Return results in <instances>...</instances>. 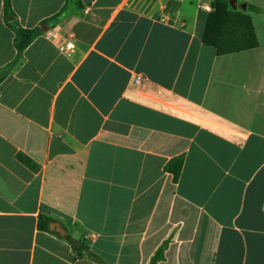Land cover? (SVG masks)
<instances>
[{
  "label": "crops",
  "instance_id": "0c3cea01",
  "mask_svg": "<svg viewBox=\"0 0 264 264\" xmlns=\"http://www.w3.org/2000/svg\"><path fill=\"white\" fill-rule=\"evenodd\" d=\"M80 1L0 82V264H98L40 216L108 264L161 246L157 264H264V13L248 5L264 7L228 0L257 47L217 55L201 41L212 0ZM64 2L10 5L33 28ZM13 37L0 0V68Z\"/></svg>",
  "mask_w": 264,
  "mask_h": 264
},
{
  "label": "trees",
  "instance_id": "16d2710c",
  "mask_svg": "<svg viewBox=\"0 0 264 264\" xmlns=\"http://www.w3.org/2000/svg\"><path fill=\"white\" fill-rule=\"evenodd\" d=\"M211 6L212 10L207 14L201 38L204 45L214 48L217 55H225L257 47L255 31L249 14L239 9L230 8L228 0H212ZM81 7L80 0H65L62 7L56 13L42 20L39 25L33 28H23L16 21L10 0H3V20L14 33L13 46L16 50V55L13 60L0 68V82L19 61L24 48L37 35L47 30L49 24L52 25L64 18L68 13L76 12ZM248 8L264 13V10H260L254 5L249 4ZM16 158L32 170L38 168L37 164L23 153L18 152ZM182 162V157L177 156L171 158L165 164V170L172 174L173 181H176L179 176ZM49 220V217L40 216L38 222L39 229L50 231L59 236L54 231L49 230ZM80 241L81 245L78 247L71 244L77 256L86 255L98 264H108L93 252L83 240ZM162 250V246L159 247L147 264H157L162 259Z\"/></svg>",
  "mask_w": 264,
  "mask_h": 264
},
{
  "label": "built area",
  "instance_id": "2783aa9c",
  "mask_svg": "<svg viewBox=\"0 0 264 264\" xmlns=\"http://www.w3.org/2000/svg\"><path fill=\"white\" fill-rule=\"evenodd\" d=\"M200 7L206 11L212 10V6L209 3L201 2ZM58 48L62 52L69 51L73 48V42H72V40H69L66 42L59 41L58 42ZM143 81H144V78L140 74L135 75L133 78V83L137 86H140L143 83Z\"/></svg>",
  "mask_w": 264,
  "mask_h": 264
},
{
  "label": "water",
  "instance_id": "95a60500",
  "mask_svg": "<svg viewBox=\"0 0 264 264\" xmlns=\"http://www.w3.org/2000/svg\"><path fill=\"white\" fill-rule=\"evenodd\" d=\"M49 229L57 233L60 237H63L65 240H67L69 243H71L73 246H80L81 242L69 235V233L66 231L65 227L61 225L58 221H51L48 225Z\"/></svg>",
  "mask_w": 264,
  "mask_h": 264
},
{
  "label": "rangeland",
  "instance_id": "374dc122",
  "mask_svg": "<svg viewBox=\"0 0 264 264\" xmlns=\"http://www.w3.org/2000/svg\"><path fill=\"white\" fill-rule=\"evenodd\" d=\"M255 4L264 7V0H256Z\"/></svg>",
  "mask_w": 264,
  "mask_h": 264
}]
</instances>
